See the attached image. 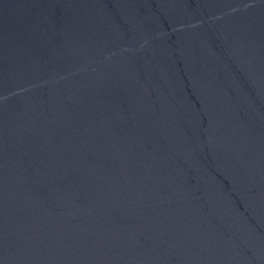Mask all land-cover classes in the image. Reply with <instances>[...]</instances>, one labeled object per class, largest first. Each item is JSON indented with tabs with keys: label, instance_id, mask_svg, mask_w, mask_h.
Masks as SVG:
<instances>
[{
	"label": "water",
	"instance_id": "water-1",
	"mask_svg": "<svg viewBox=\"0 0 264 264\" xmlns=\"http://www.w3.org/2000/svg\"><path fill=\"white\" fill-rule=\"evenodd\" d=\"M0 264H264V0H0Z\"/></svg>",
	"mask_w": 264,
	"mask_h": 264
}]
</instances>
